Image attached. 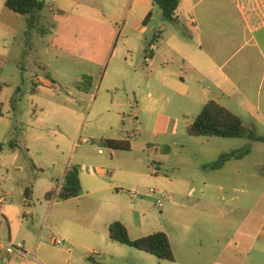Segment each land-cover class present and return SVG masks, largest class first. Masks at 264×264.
<instances>
[{"label": "rangeland", "instance_id": "rangeland-1", "mask_svg": "<svg viewBox=\"0 0 264 264\" xmlns=\"http://www.w3.org/2000/svg\"><path fill=\"white\" fill-rule=\"evenodd\" d=\"M41 1L39 26L47 33L33 32L25 56L23 19L12 28L0 18V239L22 242L42 264H264V233L250 228L246 238L237 229L248 225L249 211L264 212V200H257L264 184L253 185L247 197L234 183L213 200L186 196L187 188L200 187L203 156L216 161L217 151L244 148L247 140L187 135L210 101L241 115L222 98H204L188 82L184 88V50L167 40L175 34L184 43V32L156 6L146 23L149 33L130 30L125 38L120 4L112 0L79 1L116 19L115 28L71 14L58 17V0ZM36 80L41 82L33 85ZM106 140L128 142L129 150H110ZM11 141L17 146L12 150ZM260 148L263 143H254L246 163L222 165L256 174ZM71 166L79 168L81 196L46 201ZM108 185L110 199L99 202L103 195L92 192ZM28 186L31 204L24 207ZM150 190L169 198L161 208ZM107 221H124L131 240L165 233L174 262L110 241ZM52 237L64 246L52 245Z\"/></svg>", "mask_w": 264, "mask_h": 264}, {"label": "crops", "instance_id": "crops-1", "mask_svg": "<svg viewBox=\"0 0 264 264\" xmlns=\"http://www.w3.org/2000/svg\"><path fill=\"white\" fill-rule=\"evenodd\" d=\"M4 1L0 0V18L12 27L20 16L7 10L4 7ZM112 2L120 4L119 13L122 17L119 16L118 20H121L122 25L120 33H123L125 38L130 30L139 36L149 33L146 17L151 16L153 11L154 5L151 0H112ZM106 8L110 7L106 5ZM104 13L91 9L88 3L83 4L79 0H58L55 15L64 17L66 14H71L82 22H96L115 28L116 19H112V21L109 18V21ZM169 22L184 32V43L175 34L167 39L175 49L184 50V74L186 71L189 72L188 76L184 75L187 76L184 77V88L187 87L186 82H188L204 98L213 96L216 100H220V98L226 100L237 108L241 115L239 117L248 129L252 130L255 135L264 137V0H180L176 11V20ZM157 38V35L153 36V40ZM40 82V80H36L33 85ZM254 143L256 142L247 140L244 148L217 151V160L221 154H225L226 163H244L252 155ZM258 153L263 156L264 149L260 148ZM202 161L199 166L201 174H203L199 177L200 187L199 189L186 187L187 197L197 193L206 201L213 200V198H218L221 193L226 194L227 189L224 186L233 183L242 185L240 192L244 197H247L252 194L253 185L264 184V175L262 174L246 172L241 169L226 171L224 165L216 169V161L206 160L204 156ZM255 167L264 168V156L255 163L253 168ZM65 170L62 173L60 184ZM190 184L193 182L187 185ZM184 185L186 186L185 182ZM111 190L112 186L108 185L92 192V194L99 195V197L100 194L103 195L99 198V202H104L106 199H110L107 194ZM80 196L66 201L78 199ZM261 198L264 200V190L257 200ZM3 202V198H0V205ZM2 213L7 221V212L2 210ZM135 213L136 211H133V218ZM202 215L208 216V213L203 212ZM226 221L235 225L231 219ZM113 222L115 221H107L106 229ZM245 222L248 225L240 223L237 229L242 230L239 232L247 234L246 238L252 237L249 235L251 234L250 228L258 229L259 234L264 233V212L262 209L261 211H249ZM120 223L126 226L124 221H120ZM253 224L254 226H252ZM253 246L254 242L249 244L247 252ZM25 250L27 253H34L29 252L26 247ZM4 263L25 264L21 258H11L9 262Z\"/></svg>", "mask_w": 264, "mask_h": 264}, {"label": "trees", "instance_id": "trees-1", "mask_svg": "<svg viewBox=\"0 0 264 264\" xmlns=\"http://www.w3.org/2000/svg\"><path fill=\"white\" fill-rule=\"evenodd\" d=\"M153 5L158 7L161 15L166 21L176 20V11L180 0H151ZM4 7L22 17L25 29L23 32L24 51L22 56H25L32 47L31 39L33 32H39L43 37L47 31L40 24V13L44 7V2L41 0H5ZM150 15L146 17L149 19ZM156 41V40H153ZM145 52V60L147 54ZM153 51L150 52V56ZM1 91V88H0ZM187 135L191 137H217L222 139H246L252 142L263 143L264 137L255 135L248 129L242 119L221 107L214 101L205 104L200 113L193 119L191 124L186 128ZM103 146L113 151H128V142L115 140L103 141ZM16 146V141L9 143V148L12 150ZM3 147L0 145V154ZM226 155L221 154L218 157L215 168L222 166ZM258 174L264 175V168H256ZM59 187V188H58ZM81 187L79 183V168L76 166L67 167L62 183L60 186L50 190L44 196L46 201H66L80 196ZM32 188L28 186L24 190V207H29L31 204ZM108 239L114 243L124 245L148 255H151L161 261L174 262V255L168 236L160 231L153 232L145 237L136 240H131L128 237L127 230L120 222H113L107 228Z\"/></svg>", "mask_w": 264, "mask_h": 264}, {"label": "built area", "instance_id": "built-area-1", "mask_svg": "<svg viewBox=\"0 0 264 264\" xmlns=\"http://www.w3.org/2000/svg\"><path fill=\"white\" fill-rule=\"evenodd\" d=\"M99 153H101V151ZM149 193L157 196L155 206L161 208L166 196L162 195L161 191L150 190ZM50 243L58 247L64 246V242L61 239H56L54 237L50 239ZM0 258L6 263L9 262L11 258H21L24 260L25 264H41L34 253L31 254L26 252L22 242L12 243L9 240L0 239Z\"/></svg>", "mask_w": 264, "mask_h": 264}]
</instances>
